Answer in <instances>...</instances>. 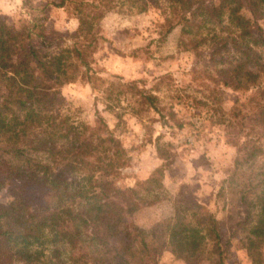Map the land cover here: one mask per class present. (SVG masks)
Listing matches in <instances>:
<instances>
[{"label": "trees", "instance_id": "16d2710c", "mask_svg": "<svg viewBox=\"0 0 264 264\" xmlns=\"http://www.w3.org/2000/svg\"><path fill=\"white\" fill-rule=\"evenodd\" d=\"M52 3L72 4L79 29L64 34L49 31L38 16L16 23L0 14V190L6 188L11 195L9 202L0 201V264H158L164 245L176 258L195 264L215 257L220 261L232 238L249 252L253 264H260L264 0ZM122 4L138 12L160 6L164 13L157 25L161 39L178 27L184 50L208 49L201 73L213 89L250 92L231 110L219 105L223 113L219 123L236 147L217 192L226 205L224 221L192 194L181 193L169 219L148 230L130 229L124 222L134 213L136 200L159 198L161 168L142 181L140 191L123 189L113 179L126 166L128 149L101 116L97 132L67 121L65 126L49 123L60 86L85 73L93 90L98 89L90 78V72L97 71L96 46L81 35ZM103 88L99 91L111 99L112 89ZM127 89L137 88L128 83ZM137 91L140 103L159 114L161 125L169 124L168 117L175 119L171 109L163 113L165 107L159 105L157 95Z\"/></svg>", "mask_w": 264, "mask_h": 264}, {"label": "rangeland", "instance_id": "374dc122", "mask_svg": "<svg viewBox=\"0 0 264 264\" xmlns=\"http://www.w3.org/2000/svg\"><path fill=\"white\" fill-rule=\"evenodd\" d=\"M24 1L0 0V14L16 23L22 18L38 16L49 31L64 34L79 29L72 4L58 7L52 2L60 0ZM163 18L160 6L138 12L122 4L108 12L99 24L82 32V39L92 40L96 46L97 71L90 72V78L98 89L93 90L87 75L82 73L58 88L54 110L48 114L51 125L65 126L67 121L94 132L98 131L101 116L128 149L129 160L113 179L123 189L139 190L142 181L161 168L159 198L140 196L136 200L134 213L124 222L130 229L138 226L148 230L169 219L174 214V200L181 193L192 194L206 209L225 220V201L217 192L232 165L236 147L219 123L223 114L219 105L225 111L231 110L250 93L228 87L213 89V83L201 73L208 49L200 48L197 53L184 50L179 44L178 27L161 39L157 25ZM195 70L200 71L193 74ZM128 83H134L137 89H127ZM103 87L112 89L111 99L99 91ZM138 89L157 95L159 105L165 107L163 113L171 109L175 119L168 117L169 124L161 125L159 114L140 103ZM10 200L9 190H0V201ZM259 252L260 264H264V246ZM158 264L187 263L164 245ZM195 264L253 262L249 252L239 248L236 238H232L220 261L215 257L196 260Z\"/></svg>", "mask_w": 264, "mask_h": 264}]
</instances>
